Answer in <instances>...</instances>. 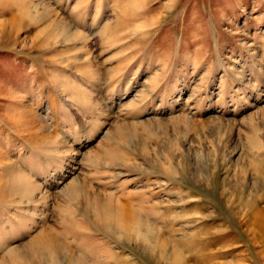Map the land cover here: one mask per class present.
<instances>
[{
	"label": "rangeland",
	"instance_id": "rangeland-1",
	"mask_svg": "<svg viewBox=\"0 0 264 264\" xmlns=\"http://www.w3.org/2000/svg\"><path fill=\"white\" fill-rule=\"evenodd\" d=\"M0 264H264V0H0Z\"/></svg>",
	"mask_w": 264,
	"mask_h": 264
}]
</instances>
